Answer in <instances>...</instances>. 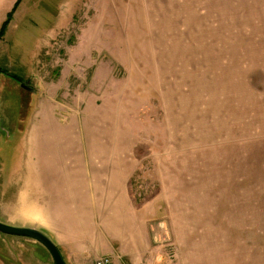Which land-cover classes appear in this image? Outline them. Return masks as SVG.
Returning a JSON list of instances; mask_svg holds the SVG:
<instances>
[{
	"label": "rangeland",
	"instance_id": "374dc122",
	"mask_svg": "<svg viewBox=\"0 0 264 264\" xmlns=\"http://www.w3.org/2000/svg\"><path fill=\"white\" fill-rule=\"evenodd\" d=\"M14 29L0 54L17 78L0 72V222L64 233L50 211L65 217L81 160L129 180L138 212L113 233L110 212L91 226L106 237L92 246L123 264L136 242L137 264H264V0H22ZM26 80L50 89L30 104ZM42 108L51 122L32 128ZM82 250L68 264L97 256ZM0 264L55 263L0 232Z\"/></svg>",
	"mask_w": 264,
	"mask_h": 264
},
{
	"label": "crops",
	"instance_id": "0c3cea01",
	"mask_svg": "<svg viewBox=\"0 0 264 264\" xmlns=\"http://www.w3.org/2000/svg\"><path fill=\"white\" fill-rule=\"evenodd\" d=\"M10 1L11 4H9V6L7 7L9 13L15 6V0ZM7 16H4L2 18V23L0 24V27L6 21ZM14 28L15 11L13 12L12 18L6 28L4 36L0 39V54H2L3 52L5 54V50L8 47L6 44L8 43L6 42V39H8L10 35L15 32ZM11 42L12 47H15V34L14 40H12ZM47 88V85L39 84V86L36 87V94L39 96H41L43 93L45 94ZM36 100L37 97L35 96L34 101ZM41 110L42 111L37 114L36 123L32 128H38L45 124L46 122L44 121V119L46 117H48V119L50 120L48 121V123L51 122L50 114L43 108ZM72 165V167L74 168L73 174L75 181L73 182V185H68L69 189L71 190H69L70 195L67 200L69 202V208L66 212V215L64 217L62 216L61 212L50 211V213H52L53 216H56L58 220L62 223V225L66 228V230H64V233H61L60 230H58L57 232H53L52 229L50 230L52 234L57 236V238L52 237L54 242L56 243L59 251L61 252L66 264H68L67 256L69 259L74 258L76 256L75 253H78V251H80V256H86V252L83 254L82 249L84 248L87 249V252H92L93 255L111 256L114 264H123L118 259V257L116 258L114 256L116 249L106 248L104 250H101L98 246H96L97 248L92 246L93 238L98 241L104 240L106 237L104 231H98L93 234V232L91 231V226L92 217L96 215H100V224L102 226L105 225L107 222L106 212H110V215L112 216H109L111 219L109 220V223L111 224V233H113L117 231L116 227L114 226H117L121 223V221L117 220L116 218L120 219V217L123 216V212H138L130 202L131 197L128 192L129 180H127V182L125 183H123L122 181H117V178L114 175V171L112 168V171L107 177H94L93 175H91V169H95L99 166L105 167V164L99 165V163H97L95 165H91L89 163V165L91 166L90 167L88 164L86 165L80 160L78 163H72ZM42 213L45 214L48 212ZM29 227L37 228L36 226L31 225ZM37 229L46 233V231L39 227ZM47 231L50 232L49 229H47ZM129 249V252H124L128 255L127 257H129V264H137V260H139L137 257L132 256H138L142 261V255L146 254L145 251L148 250L147 247L143 246L142 243L138 242L134 243L133 246L131 245ZM76 260H78V257H76Z\"/></svg>",
	"mask_w": 264,
	"mask_h": 264
},
{
	"label": "water",
	"instance_id": "95a60500",
	"mask_svg": "<svg viewBox=\"0 0 264 264\" xmlns=\"http://www.w3.org/2000/svg\"><path fill=\"white\" fill-rule=\"evenodd\" d=\"M0 232L31 238L46 247L55 264H66L53 238L37 228L25 226L18 227L0 222Z\"/></svg>",
	"mask_w": 264,
	"mask_h": 264
},
{
	"label": "trees",
	"instance_id": "16d2710c",
	"mask_svg": "<svg viewBox=\"0 0 264 264\" xmlns=\"http://www.w3.org/2000/svg\"><path fill=\"white\" fill-rule=\"evenodd\" d=\"M21 1H22V0H18V1L15 3V6L13 7L12 11L8 14L6 21H5V22L3 23V25L1 26V28H0V39L4 36L5 31H6V28H7L8 24H9L11 18H12L13 12L17 10V8H18V6L20 5ZM0 72H2V73H4V74L8 75L9 77L13 78L14 80H15V79L17 80V78H16L15 75H12V74L8 73V72H6L5 70H3V69H1V68H0Z\"/></svg>",
	"mask_w": 264,
	"mask_h": 264
},
{
	"label": "flooded vegetation",
	"instance_id": "af4514ba",
	"mask_svg": "<svg viewBox=\"0 0 264 264\" xmlns=\"http://www.w3.org/2000/svg\"><path fill=\"white\" fill-rule=\"evenodd\" d=\"M18 82V81H17ZM21 90H24L27 94H30L32 96L31 103L34 101L36 94V89L31 85V82L29 80L21 81L20 84H18ZM34 96V98H33ZM29 99V98H28ZM22 104V103H21ZM4 234V233H3Z\"/></svg>",
	"mask_w": 264,
	"mask_h": 264
},
{
	"label": "built area",
	"instance_id": "2783aa9c",
	"mask_svg": "<svg viewBox=\"0 0 264 264\" xmlns=\"http://www.w3.org/2000/svg\"><path fill=\"white\" fill-rule=\"evenodd\" d=\"M89 264H114L113 259L109 255H102L94 257ZM150 264V263H144Z\"/></svg>",
	"mask_w": 264,
	"mask_h": 264
}]
</instances>
